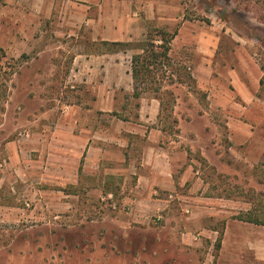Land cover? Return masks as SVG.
I'll use <instances>...</instances> for the list:
<instances>
[{"label": "rangeland", "instance_id": "obj_1", "mask_svg": "<svg viewBox=\"0 0 264 264\" xmlns=\"http://www.w3.org/2000/svg\"><path fill=\"white\" fill-rule=\"evenodd\" d=\"M133 1L142 17L154 12L140 41L177 31L173 63L194 77L171 86L180 133L158 143L173 155L174 185L134 201V172L155 162L150 132L166 122L139 119L155 110L152 92L132 97V51L79 57L76 78L75 54L96 47L89 28L63 38L53 24V39L19 56L0 46V129L25 138L0 154V264H258L264 225L238 217L264 219V0ZM75 120L94 124L108 152L80 184L76 145L53 138ZM46 129L43 146L31 136Z\"/></svg>", "mask_w": 264, "mask_h": 264}, {"label": "crops", "instance_id": "obj_2", "mask_svg": "<svg viewBox=\"0 0 264 264\" xmlns=\"http://www.w3.org/2000/svg\"><path fill=\"white\" fill-rule=\"evenodd\" d=\"M134 4L133 0H0V46L7 53L19 56L23 52H28L33 42L39 40L47 42V40L53 39V34L52 31L49 32V27H53L52 25L56 23L59 25V31L56 33L63 35V38L66 36L71 37L72 35L79 38L81 30L89 28L93 42H137L140 41L145 30L151 26L146 22L154 17V12L149 6H144L142 10L146 15L142 17L139 14V10L135 9L136 4ZM49 47L50 45H45V49L42 51L46 53ZM128 52L76 53L73 66L69 72L72 73L71 77L75 76L78 78L80 76L83 63L77 64L79 57H84L89 63L92 57L102 58L107 61L110 57H116L120 53ZM105 67H107V64ZM129 76L131 77L133 88L131 64ZM141 98L143 99L144 97ZM150 100L155 113L147 115L140 112L139 119L141 121H153L158 118L160 102L154 96ZM70 117L75 119L77 116L69 114L64 116L65 120ZM36 121L34 119V124ZM62 124L67 131V135L53 138L61 141L62 145L65 146L64 151L75 150L74 145H76V152L79 155L77 169L80 171L77 172L78 178L73 183H84L85 181L80 174L86 170L89 171V167L98 169L100 165H103V163H99V160L104 158L108 152L104 147L105 144L100 141L101 136L94 124L88 125L81 121L78 122V120H75L74 123L65 122ZM152 130L150 135L154 144H150L148 147L147 156L148 154L154 155L155 162L146 159L139 169L134 172L137 176L134 189L137 198L139 196V199L134 200L136 202H139L145 193H150L156 187L164 188L174 185L173 173L175 168L173 155L165 147L158 144L164 137V131L158 127H154ZM19 134V136L8 138L9 135L0 129V154L5 149L23 147L25 138L20 137L23 135L21 131ZM49 135L46 129L44 133H38L36 137L33 134L31 137L33 140L41 142L43 146H47L50 143L52 144ZM106 175L113 176L115 172L110 169L106 172ZM102 185H105L104 181ZM128 201H131L129 197ZM255 260L258 264H264V239L258 242Z\"/></svg>", "mask_w": 264, "mask_h": 264}, {"label": "trees", "instance_id": "obj_3", "mask_svg": "<svg viewBox=\"0 0 264 264\" xmlns=\"http://www.w3.org/2000/svg\"><path fill=\"white\" fill-rule=\"evenodd\" d=\"M177 31L171 32L163 28L148 31L146 38L138 42L101 41L92 42L95 50L92 53H119L133 51L131 57V73L133 78L134 99H140L144 93L152 92L160 102L158 119L166 122L162 131L173 135L179 134L178 119L174 116L177 95L171 88L176 83L194 81L189 70L175 67L172 56V41ZM191 87V86H190ZM140 104L138 103L137 106ZM114 115L117 113L114 112ZM172 121L170 122V120ZM127 120V118H124ZM75 193V192H72ZM240 220L264 225V219L255 212L248 211L238 217Z\"/></svg>", "mask_w": 264, "mask_h": 264}]
</instances>
